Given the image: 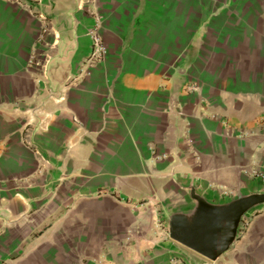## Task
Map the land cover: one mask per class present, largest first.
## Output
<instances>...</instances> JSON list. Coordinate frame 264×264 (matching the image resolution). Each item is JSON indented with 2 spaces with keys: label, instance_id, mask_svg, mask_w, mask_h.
<instances>
[{
  "label": "crops",
  "instance_id": "1",
  "mask_svg": "<svg viewBox=\"0 0 264 264\" xmlns=\"http://www.w3.org/2000/svg\"><path fill=\"white\" fill-rule=\"evenodd\" d=\"M189 186L264 191V0H0V264H264V206L215 262L171 241Z\"/></svg>",
  "mask_w": 264,
  "mask_h": 264
},
{
  "label": "water",
  "instance_id": "2",
  "mask_svg": "<svg viewBox=\"0 0 264 264\" xmlns=\"http://www.w3.org/2000/svg\"><path fill=\"white\" fill-rule=\"evenodd\" d=\"M193 206L174 212L168 219L169 238L174 243L215 262L228 253L240 233L244 218L264 206V191L241 194L212 202L194 186L187 187Z\"/></svg>",
  "mask_w": 264,
  "mask_h": 264
},
{
  "label": "built area",
  "instance_id": "3",
  "mask_svg": "<svg viewBox=\"0 0 264 264\" xmlns=\"http://www.w3.org/2000/svg\"><path fill=\"white\" fill-rule=\"evenodd\" d=\"M101 24V19L97 17L95 20V24L89 30L88 36L91 40V53L88 59L83 63L79 71V77H89L94 67L97 64L101 63L107 55V48L100 34ZM52 30V26L45 21L42 30V35H47L51 33Z\"/></svg>",
  "mask_w": 264,
  "mask_h": 264
}]
</instances>
